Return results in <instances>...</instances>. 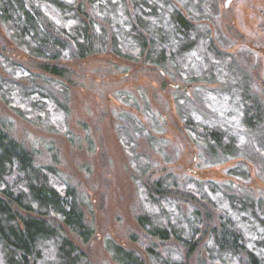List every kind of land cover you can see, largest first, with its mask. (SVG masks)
Instances as JSON below:
<instances>
[{"label": "trees", "instance_id": "1", "mask_svg": "<svg viewBox=\"0 0 264 264\" xmlns=\"http://www.w3.org/2000/svg\"><path fill=\"white\" fill-rule=\"evenodd\" d=\"M218 11V0H0V25L40 63L35 73L0 50V98L17 116L73 141L66 64L111 54L196 86L193 96L177 91V110L200 167L241 163L224 181L156 177L136 139L145 132L153 143V133L141 120L134 133L120 127L139 197L132 241L146 257L108 238L118 264H264V196L245 166L264 164V102L238 58L217 45ZM11 130L0 119V264H93L88 196L54 156L41 162Z\"/></svg>", "mask_w": 264, "mask_h": 264}, {"label": "rangeland", "instance_id": "2", "mask_svg": "<svg viewBox=\"0 0 264 264\" xmlns=\"http://www.w3.org/2000/svg\"><path fill=\"white\" fill-rule=\"evenodd\" d=\"M226 1L218 0V15L210 28L217 45L235 55L253 77L264 102V0H234L229 8ZM0 50L26 70L39 72V61L18 48L1 25ZM66 67L70 74L62 81L71 92L72 114L67 127L73 141L20 118L1 98L0 119L11 125L15 139L40 151L41 162L54 156L58 168L88 196L91 205L86 221L96 234L84 249L93 264H118L107 251L108 238L144 253L142 246L132 241L133 235L141 234L136 224L139 197L120 127L134 133L139 130L135 121L141 120L153 133V143L145 132L136 139L139 152L153 162L156 177L194 174L224 181L227 170L241 163L236 160L219 167H200L198 148L187 139L177 110V91L193 96L196 86L177 82L171 73L164 74L150 65L111 54L68 62ZM245 166L251 175L249 186L256 196H264V164L245 161Z\"/></svg>", "mask_w": 264, "mask_h": 264}, {"label": "water", "instance_id": "3", "mask_svg": "<svg viewBox=\"0 0 264 264\" xmlns=\"http://www.w3.org/2000/svg\"><path fill=\"white\" fill-rule=\"evenodd\" d=\"M234 0H227L226 1V8H229V6L231 5V3L233 2ZM177 89H183L184 91L188 90V87H183V86H176Z\"/></svg>", "mask_w": 264, "mask_h": 264}]
</instances>
